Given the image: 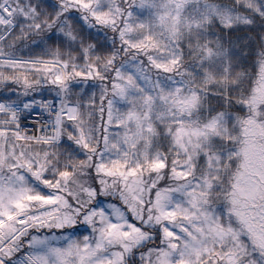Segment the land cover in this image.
I'll return each mask as SVG.
<instances>
[{
	"label": "snow or ice",
	"instance_id": "1",
	"mask_svg": "<svg viewBox=\"0 0 264 264\" xmlns=\"http://www.w3.org/2000/svg\"><path fill=\"white\" fill-rule=\"evenodd\" d=\"M0 264H264V0H0Z\"/></svg>",
	"mask_w": 264,
	"mask_h": 264
}]
</instances>
